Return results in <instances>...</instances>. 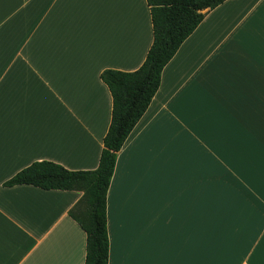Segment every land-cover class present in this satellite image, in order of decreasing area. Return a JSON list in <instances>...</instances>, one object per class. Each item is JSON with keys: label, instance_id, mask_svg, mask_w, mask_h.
<instances>
[{"label": "crops", "instance_id": "1", "mask_svg": "<svg viewBox=\"0 0 264 264\" xmlns=\"http://www.w3.org/2000/svg\"><path fill=\"white\" fill-rule=\"evenodd\" d=\"M146 0H0V264H84L77 191L4 186L34 162L95 170L100 74L146 58ZM108 264H264V0L208 11L117 153Z\"/></svg>", "mask_w": 264, "mask_h": 264}, {"label": "trees", "instance_id": "2", "mask_svg": "<svg viewBox=\"0 0 264 264\" xmlns=\"http://www.w3.org/2000/svg\"><path fill=\"white\" fill-rule=\"evenodd\" d=\"M228 0H146L152 43L142 65L132 72L104 70L101 81L110 92L111 120L95 170L70 171L50 161L34 162L4 183L43 190L81 192L68 212L85 233L84 264H108L107 191L117 153L148 108L160 74L206 13Z\"/></svg>", "mask_w": 264, "mask_h": 264}]
</instances>
